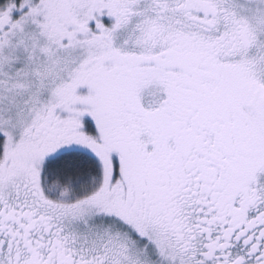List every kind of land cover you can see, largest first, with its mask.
<instances>
[{
	"label": "snow or ice",
	"instance_id": "6c2138e0",
	"mask_svg": "<svg viewBox=\"0 0 264 264\" xmlns=\"http://www.w3.org/2000/svg\"><path fill=\"white\" fill-rule=\"evenodd\" d=\"M0 264H264V0H0Z\"/></svg>",
	"mask_w": 264,
	"mask_h": 264
}]
</instances>
